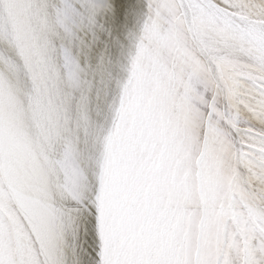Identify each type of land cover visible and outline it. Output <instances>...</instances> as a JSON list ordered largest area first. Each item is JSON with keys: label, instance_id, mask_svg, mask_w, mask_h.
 <instances>
[{"label": "snow or ice", "instance_id": "obj_1", "mask_svg": "<svg viewBox=\"0 0 264 264\" xmlns=\"http://www.w3.org/2000/svg\"><path fill=\"white\" fill-rule=\"evenodd\" d=\"M122 12L117 58L105 43L93 63L111 38L101 20ZM0 46V264H188L158 219L167 159L129 178L144 154L121 140L100 167L137 77L169 153L194 137L208 195L224 197L215 264H264V0H0ZM216 210L205 204L202 231Z\"/></svg>", "mask_w": 264, "mask_h": 264}, {"label": "rangeland", "instance_id": "obj_2", "mask_svg": "<svg viewBox=\"0 0 264 264\" xmlns=\"http://www.w3.org/2000/svg\"><path fill=\"white\" fill-rule=\"evenodd\" d=\"M55 2V0H52ZM128 3L136 7L138 0H128ZM106 29L111 31V38L100 44L99 48L92 52V62L95 63L97 55L108 45L110 54L116 59L119 54V48L115 44L117 40L123 41L125 38L126 27H131L133 18L130 13H120L119 17L113 21L112 19L101 20ZM151 43V40H149ZM3 47V46H0ZM139 77L132 85V88L124 97V105L120 111L119 127L116 132H109L107 139L108 158L104 160L102 170H106L113 159V147H117L119 152L124 151L119 147L118 142L123 140L125 143L144 154L143 162L132 159L129 168V178H134L144 169L145 164L147 170L157 169L161 165L162 159H167V167L163 170L160 177L162 184V192L160 197V211L164 223L170 226V235L174 232L178 243L182 246L183 256L188 264H197L200 259L201 264H215L216 252L223 242L222 223L220 208L223 207L224 197L220 196L218 200H214L208 195V184L202 180V172L205 177L209 176L212 169L202 170L199 164V155L203 152V147L196 146L195 138H191L187 143L182 139H177L174 150L169 153L170 137L165 135L163 129V121L166 116L163 113H156L153 116L151 112L152 95H142L139 86ZM77 84L83 87L84 80L78 77ZM162 107L166 109L167 114H172L175 107L174 100H167ZM184 111L177 112L174 115V121L178 122L180 127V135L183 137ZM195 128V124L193 123ZM117 133L119 135H117ZM115 137V140L110 139ZM77 158L84 160L81 151L76 152ZM219 171V169H217ZM228 184L231 178L224 177ZM87 177L83 171L73 172V185L79 190L86 185ZM145 193L152 187V183L142 184ZM59 194V193H58ZM216 203L217 210L214 219L208 224L207 231H202V224L205 220V204ZM57 239H62L57 234ZM83 241L87 237H82ZM83 247L87 248L84 243ZM87 258L85 257V260Z\"/></svg>", "mask_w": 264, "mask_h": 264}, {"label": "bare ground", "instance_id": "obj_3", "mask_svg": "<svg viewBox=\"0 0 264 264\" xmlns=\"http://www.w3.org/2000/svg\"><path fill=\"white\" fill-rule=\"evenodd\" d=\"M105 139H106V138H105ZM106 141H107V139H106ZM108 143H109V141H108ZM108 143L106 144V151H107ZM103 162H104V160L100 162V167H101V168H102V166H103ZM86 184H87V183H86ZM85 190H86V185L83 186V188L80 190L81 194H83V192H84Z\"/></svg>", "mask_w": 264, "mask_h": 264}]
</instances>
